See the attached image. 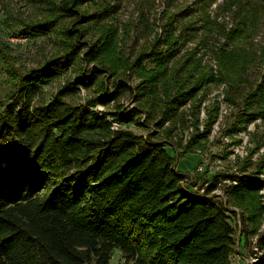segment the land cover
Listing matches in <instances>:
<instances>
[{
  "label": "trees",
  "instance_id": "trees-1",
  "mask_svg": "<svg viewBox=\"0 0 264 264\" xmlns=\"http://www.w3.org/2000/svg\"><path fill=\"white\" fill-rule=\"evenodd\" d=\"M43 1L48 13L24 24L18 35H48L65 18L73 23L64 31L61 52L37 68L10 74L15 87L0 99V264H108L115 250L127 264H233L235 214L213 194L225 179L233 182L223 185L228 204L245 213L243 240L258 237L262 253L250 264H264L263 154L248 169L260 147L239 157L244 161L241 172L208 176L204 192V184L176 168L181 155L203 148L217 119L211 116L200 130L199 92L226 82L232 100L229 89L247 82L245 73L256 65V53L229 47L255 33L264 17V0L261 5L225 0L227 13L237 10V24L227 29L203 16L205 21L195 28L203 32L201 43L190 48V23L176 27L186 10L169 14L162 33L133 60L119 52V33L109 22L119 10L118 0ZM78 20L96 31L82 46L79 39L90 26L76 25ZM217 34L225 40L212 47L215 69L200 53L208 48L209 36ZM73 66L77 71L49 102H35L43 85ZM126 73L139 83L130 86L131 78L122 77ZM108 74L114 79L112 90L98 80ZM248 84L242 105L233 100L244 111L245 121L234 128L239 133L247 131L249 122L264 123V70L257 82ZM91 86L96 95L86 101L67 100ZM127 92L136 100L132 108L119 103ZM191 102L196 105L194 131L185 146L179 141V153L164 124L175 123L178 111ZM111 104L113 110L105 109ZM134 121L153 129L135 133L126 127Z\"/></svg>",
  "mask_w": 264,
  "mask_h": 264
},
{
  "label": "rangeland",
  "instance_id": "rangeland-1",
  "mask_svg": "<svg viewBox=\"0 0 264 264\" xmlns=\"http://www.w3.org/2000/svg\"><path fill=\"white\" fill-rule=\"evenodd\" d=\"M119 10L115 14L114 18L109 22L113 27L118 30L119 33V47L118 50L124 58L130 60L135 59L136 55L141 49H144L148 44L157 36L162 33L163 26L168 22V16L172 13H179V11L186 10V15L183 18H177L178 29H181L183 25L188 26L190 23L187 36H191L188 40V47H194L200 42L203 37L202 30L196 31L197 28L203 22V16L208 15L212 22H220L227 29L230 28L234 22L237 24V19L233 17V13L237 12L233 7L231 11L227 13L225 0H118ZM252 3L260 4L261 0H250ZM89 6V5H86ZM89 9H93L89 6ZM46 5L43 0H0V99L4 98L15 87V77H9L10 74L14 76L27 72L30 69L37 68L44 63L48 58L61 52L65 46L64 31L66 28H70L73 20L70 18L62 19L56 29L50 34L43 36H20L16 33L20 30L24 24H31L35 21H39L45 14H47ZM225 18V20L223 19ZM240 18V17H239ZM205 21V20H204ZM90 26L87 23H81L78 20L76 25ZM193 28V29H192ZM255 33L247 35L248 38L239 39L238 41L230 43L229 49L238 47L237 49L243 52L252 51L259 56L256 59V65L245 74L247 82L242 85L229 89V95L231 99H228L226 95L228 91V84L221 82L218 84H212L206 86L199 92L197 102L199 104V98L202 99L200 103L199 121L200 130L204 129L209 118L213 115H217V119L213 125L212 133L207 140L202 141L203 148H195L194 152L181 155L177 160V169L181 173L191 175L193 180H199L201 184L206 183V178L216 173H239L240 167L243 166L244 161H240L239 153L246 154V151L257 148L261 149L258 153L252 156L251 167L248 169H254L257 162L260 160L259 154H263L261 158H264V123L259 120H254L247 124V131L237 132L235 125L239 126V121H245L244 111L240 106H236L235 103L242 105L244 97L246 96L250 85L249 82L255 83L261 76L264 70V17L255 26ZM89 33L85 37L79 39V44L82 46V42L91 41L96 36V31L93 26L88 28ZM218 35V34H217ZM185 35V37H187ZM218 38V39H217ZM225 38L222 35L209 36L208 48L203 50V62L209 66L217 68V62L215 55L212 51V47L215 44L224 42ZM201 43V42H200ZM202 46V45H201ZM204 48V47H203ZM80 62V61H79ZM81 62L77 65H80ZM78 66H73L64 75L48 82L40 88L38 95L35 97L36 103L49 102L52 96L64 85L68 78H72L74 72L77 71ZM85 65V68H88ZM130 74V73H129ZM129 74H124L122 77L128 79ZM108 78V79H106ZM129 85L134 87L139 80L132 74ZM99 81L105 83L108 90L114 88V79L110 74L100 76ZM96 86H91L90 89H81L75 96L67 97L73 103L84 102L91 96L96 95ZM159 95V98H161ZM119 103L125 107L132 108L136 106V100L131 93L127 92ZM235 103H234V101ZM116 104V103H113ZM113 104L105 109L113 110ZM194 102L188 104L184 110H181V114L178 111V117L175 123H165L166 130H171L172 142L177 141V151L180 153L183 147L179 145V141L182 144H186L190 139L192 132L194 131V124L196 121V114L193 112ZM104 109V107H100ZM155 117L160 115L159 111L155 112ZM146 114H142L145 119ZM119 124H117L118 126ZM174 125V126H173ZM153 125H139L136 121L126 125L138 134H147L149 130L153 129ZM164 132V129L162 130ZM230 134V135H229ZM178 138V139H177ZM241 139V142L239 140ZM238 140V141H237ZM185 146V145H184ZM171 153L172 150H170ZM259 158V159H258ZM199 166H202L201 171L198 170ZM264 169V168H263ZM207 173V174H206ZM222 198V197H221ZM225 204L235 214L237 233V244L234 247V252L231 256L233 264H242L253 253V238L256 235H251L245 242L242 234L244 231V210L235 204H228V199L222 198ZM110 263L108 264H127L120 251L115 250Z\"/></svg>",
  "mask_w": 264,
  "mask_h": 264
},
{
  "label": "built area",
  "instance_id": "built-area-1",
  "mask_svg": "<svg viewBox=\"0 0 264 264\" xmlns=\"http://www.w3.org/2000/svg\"><path fill=\"white\" fill-rule=\"evenodd\" d=\"M261 150V149H260ZM258 153V152H257ZM240 157H244L245 155H247V151H246V154H243V153H239ZM259 156V155H258ZM203 169L202 166H199L198 170L201 171ZM213 174H215L213 172ZM209 176H212L209 175ZM261 179L263 180V183H264V172L260 175ZM189 179L192 181L193 180V177L191 175H189ZM233 183L230 179H225V180H222V183L219 184V186L213 191V194H216V195H220V197L222 198H225V190H224V186L225 184L229 185ZM207 185V182L203 185L202 189H201V192H204V187ZM260 195H261V201H262V204L264 205V185H263V188H262V191H260ZM260 231H264V221L262 223V226L260 228ZM257 236H255L253 238V253L252 255H250V257L245 260L242 264H250V263H253L255 262L257 259H258V256L262 253V251L259 249V247L257 246Z\"/></svg>",
  "mask_w": 264,
  "mask_h": 264
}]
</instances>
